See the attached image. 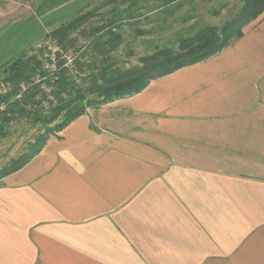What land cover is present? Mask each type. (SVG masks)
I'll return each mask as SVG.
<instances>
[{"label":"crops","instance_id":"0c3cea01","mask_svg":"<svg viewBox=\"0 0 264 264\" xmlns=\"http://www.w3.org/2000/svg\"><path fill=\"white\" fill-rule=\"evenodd\" d=\"M195 3L0 0V28L78 20L80 46L103 29L126 56L133 31H197L180 26ZM0 264H264V13L218 55L90 109L1 179Z\"/></svg>","mask_w":264,"mask_h":264},{"label":"trees","instance_id":"16d2710c","mask_svg":"<svg viewBox=\"0 0 264 264\" xmlns=\"http://www.w3.org/2000/svg\"><path fill=\"white\" fill-rule=\"evenodd\" d=\"M263 13L264 0H243L239 12L223 27L198 29L180 37L177 48L158 47L153 54L142 57L138 65L128 68L112 55L120 40L114 32L110 31L108 41L101 35L103 29L91 30L88 44L80 46L78 20L52 31L48 36L60 48L54 60L47 47H40L0 68V135L21 119L42 130L24 155L0 169V180L22 169L40 154L51 137L90 109L138 94L158 78L218 55L241 38L244 27ZM70 54L75 55L68 64ZM53 63L54 69H45L46 64ZM2 86L7 90L2 91Z\"/></svg>","mask_w":264,"mask_h":264},{"label":"rangeland","instance_id":"374dc122","mask_svg":"<svg viewBox=\"0 0 264 264\" xmlns=\"http://www.w3.org/2000/svg\"><path fill=\"white\" fill-rule=\"evenodd\" d=\"M181 4H184L182 7H186V10H190V5L183 1ZM243 6V0H196L194 8L199 12L197 18L189 23H181V27L186 26L190 27L194 25L196 29L205 28V27H223L226 23L230 22L235 15L239 12ZM22 22L15 24L13 22L7 23L4 28H0V68L4 65L11 63L16 60L18 57L24 53L32 52V49H35L33 52H37L40 47L50 48L59 46L55 41L48 36L52 31L51 29L45 30L43 28V17L41 15H20ZM32 16V17H31ZM155 17L157 15H154ZM19 17L15 15L13 18ZM28 17V18H25ZM12 19V17L10 18ZM25 20H27L25 22ZM55 26V25H54ZM142 26H146L142 24ZM205 26V27H204ZM61 28V27H60ZM127 32H130L127 31ZM140 32V31H139ZM196 32V31H180V35L177 36V32L168 31L158 34L161 37L145 36L133 31L129 34L127 40L130 42L129 48L131 54L123 56L119 52L118 58L121 59L120 63L124 68H128L134 65H138L140 58L153 54L152 51H145L144 44L153 42L157 43L159 47L171 46L177 48L176 42L180 37H187V34ZM142 35V36H141ZM55 42V45H54ZM143 46V47H142ZM147 46H152L151 44ZM127 49V48H126ZM58 51L53 55L52 60H54ZM129 51V50H128ZM46 52V54L48 53ZM134 53V54H133ZM75 54L68 56V64H71L72 57ZM46 64L45 69H48ZM7 88L2 86V91H6ZM2 108V107H1ZM42 132L40 128L31 126L27 120L21 119L18 122H13L5 129V135H0V169H3L8 164L12 163L13 160L24 155L28 150V145L30 142H34L39 134Z\"/></svg>","mask_w":264,"mask_h":264},{"label":"built area","instance_id":"2783aa9c","mask_svg":"<svg viewBox=\"0 0 264 264\" xmlns=\"http://www.w3.org/2000/svg\"><path fill=\"white\" fill-rule=\"evenodd\" d=\"M54 45H55V42H54ZM49 51H50V54L52 56V53L54 55L58 51V47H54L53 49L51 47ZM47 67L50 68V69H54L55 68V63H53L52 66L48 65Z\"/></svg>","mask_w":264,"mask_h":264}]
</instances>
